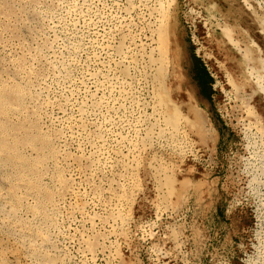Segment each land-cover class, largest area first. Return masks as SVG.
Here are the masks:
<instances>
[{"label": "rangeland", "instance_id": "374dc122", "mask_svg": "<svg viewBox=\"0 0 264 264\" xmlns=\"http://www.w3.org/2000/svg\"><path fill=\"white\" fill-rule=\"evenodd\" d=\"M60 1L61 0H0V165L4 162L14 163L16 165L18 164L16 167L23 170V174L26 175L23 182L25 189L18 188L16 186L11 187V192L16 194V197L14 196L15 198L11 197L13 200V210L10 211L12 215L20 213L22 205L24 204L25 190L35 192L38 194L39 198L44 196L46 201H50L53 198L55 199L60 193H62L61 191L63 190L59 189L57 191V189L55 190V188L52 186L50 187L49 185L48 187L46 185V174L48 172L59 174L61 186L63 184L62 188L67 184L66 178H68V174L70 175V173H73L75 176L77 175L76 181L78 186H81V188L80 186L79 188L83 192V199H88V197L91 196L93 188L97 184L99 186L103 185L104 187H107L109 184V186L112 185V187H116V189L120 192L123 190V179L121 176L119 177L117 173H114L122 171L121 164H117L113 168H110L106 165H101L99 169L100 171L98 170L100 173L97 171L95 172L96 174H90L91 177L88 175L90 180L87 177L83 178V175L85 176L86 171L83 164L81 168L73 169L71 172L70 170L66 169L67 167L64 165L60 164V166H53L48 164L52 163V161L49 159H56V156H58L54 139H56L55 137L58 135V133L61 134V126L59 125L60 123L54 119V116L58 111H60H57L58 108H66L69 110L71 107L64 103L62 99V91L58 88L56 82L53 80L54 77L52 76V73H54V68L48 65L49 63L44 60L41 61L42 65H39L37 60L41 54L39 53L40 49H44L45 46L47 47L49 43L51 44L53 42L49 35L52 33V23L49 20L61 12L62 16L65 17L61 20L62 25L58 27V32L61 36L77 42L79 48L82 49L83 47V49H87L88 57L85 58V62L89 64L90 68L95 70H98L99 68L96 64H94L92 55L94 52H99L100 48L96 45H93L92 41L93 39L105 38L107 41L110 40L109 43L111 45L117 46V48L114 46V49L111 51L112 53H110V55L107 54L104 56V58L106 57L105 60L107 62L116 57L118 50L121 49L122 43L124 42L125 45L130 46L131 53L140 60L138 61L136 67V69L139 70L143 61L148 59V52L150 50V44H148V23L151 20V16H149V8L152 7L155 2L153 0H85L86 2L91 3V11L89 10V15L92 17L91 22L85 23L82 19V16L74 15L75 19L77 20L71 21L68 13H66V11H62L63 9H66L67 6L72 5L74 0ZM245 1L240 0L239 2L244 5L245 9L250 14L248 15L246 11L240 12L239 15L241 17L239 16L238 19L236 16L234 18V15L228 14L226 12L222 13V11H220L221 8L218 7V5L208 1L202 3V0H175L174 8H170L166 12L168 44L174 43L179 47L178 38L176 35L178 21L180 20L184 26L183 28L188 44L186 49L192 55L190 59L185 60V70L187 71L188 82L191 90H194L196 96L201 100L200 102L204 109L203 111L205 114L207 113L206 115H208L211 119V124L215 128V136H218L215 152H203V149L201 150L198 148V151H196L195 149L192 150L187 148V151L185 150L183 153L179 154V156L174 155L173 147L168 146L166 143L158 144L154 141L155 154L153 155H155L156 159L158 158V162L156 161V163L159 164V161L167 162L168 164H166L173 172L171 173L170 171L171 174L169 173L167 175L168 177H166L162 182L168 183L167 185L169 187V193H171L174 198L172 202L175 204L174 207L177 206L176 209L178 211L176 210V212L175 210L171 209L167 211L168 209L160 204L161 202H159V198L155 197V189L157 188L158 184H160L158 183L159 180L153 175L152 169H147V173L141 176V181H137L138 186L142 188H139V190L141 189V192L139 191L138 197H133L127 193L128 198H130V202H133V208L130 211L131 215L133 216L131 217L132 225L130 227V231L128 232L129 236L127 235L128 239L126 241L121 240L114 243L120 258L115 261V259L112 258L113 255L111 253L108 254V250H103V252L100 250L102 254H100L98 250L97 255H99L94 260L91 258L85 259L83 256H81L82 254L79 251V247L82 244L81 241L84 232V237L88 235V240L93 242L92 244H94L93 246L95 248L98 246H96V243L99 241L101 242L103 237L100 234H102V231L105 228L104 221L109 214L105 208V204L108 203L105 201H108L109 199H107V197L106 199L103 197L108 195L106 192L102 193L99 190L102 194L101 196H97V198L94 200L96 204H94L92 201H89L85 205L86 212L89 216L92 215L93 211V214L95 215L100 214L102 219H104L106 215L104 221L102 220L103 226L101 224L99 227L98 231L101 232L99 234L93 233V228L86 218L78 217V219L73 218L72 215H69L71 206L68 204L67 200V203L65 202L61 208V212L57 213L53 218L55 220L53 223L55 224L51 223V227H49L50 230H52V228H54L53 230L58 228V230H61L64 233L62 241L64 246L68 249V251L66 249L67 253L65 255V259H72L74 262H76H73L74 264H264V249L261 247V236L264 233V217L262 214L263 209L259 206V195L258 192H256L258 187L261 188L258 185L257 180L261 179L263 176L264 160L257 161L254 156H250L251 154L243 149L244 140L246 139H244L243 134L229 121V117L226 115V113H224V102L221 101L222 94L216 87L217 83L219 84L220 82V77H218V74H216L213 62L202 56L204 51L211 50V48V51L215 54L218 52V55H216L219 57V60H222L226 53H235V50L231 49L233 47L228 40V37L230 36L229 38L231 40H237L241 45L243 43L244 45L242 46H246V49L250 50L249 52L253 51L249 53V56L251 55L253 58L256 57V49L253 46L251 48V45L256 44L259 47L262 45V48L264 46V8L262 9L264 4L262 0ZM130 2L133 3L134 9L131 12H128L126 7ZM257 2L261 3L259 4ZM66 3L67 5H64ZM248 4L252 6L249 8ZM55 5H58V7L56 8ZM258 5L260 7H258ZM251 13H253V15ZM247 17L252 18L249 19ZM67 22L69 24H67ZM246 22L249 25H247ZM260 22L263 25H261ZM73 23H75V26ZM49 26L51 30L48 29ZM25 29L27 32L29 30V33H32L31 36L28 37L25 34ZM117 30L121 31L117 32ZM243 30L244 33L247 32V34H244ZM121 33H123L124 36ZM34 34L37 35L34 36ZM224 34H227L228 36ZM255 35H259L260 37ZM20 36H23V38ZM39 36L41 38H39ZM202 36L203 38H201ZM253 36L255 39H260L254 40V38H252ZM31 37H33L32 41H30ZM226 37L227 39H225ZM261 37H263V39H261ZM212 38L213 40L211 41ZM1 39H5L4 42L1 41ZM207 40L211 42H207ZM246 41H248V45H245ZM38 42V47H36L35 45H37L36 43ZM16 43L17 46H13ZM219 44H221V46ZM29 45L32 50L31 48L30 50L28 49ZM206 46H208L210 49ZM214 48L217 50V52ZM223 48L227 50H224ZM28 55L30 57L33 56V58H30ZM108 58L110 60H108ZM194 58L196 61H194ZM237 58L238 60L242 61L240 67L243 69V72L241 75L244 76L243 80H245L246 78L244 74V68L249 62L243 61L239 55ZM35 64L40 66L39 73H36L38 76L37 78L40 81L46 79L50 85V96H55L58 99L53 102L55 104L51 103V106L48 107L47 111L50 109L48 113H51V117L46 116L47 113L41 111L42 109L38 113V109L31 106L33 103L32 101L38 97L35 90L36 85L34 84V80L32 82V77L34 76L33 72H35L32 70L35 67L32 66H36ZM136 69H133L135 73L138 71ZM22 73L25 75L22 76L25 78L24 80H21L19 77L22 75ZM41 73L45 78L41 76ZM74 75L77 77L81 75V68L79 66L74 70ZM244 82L246 84L248 83V85L251 83L249 80H245ZM250 85L253 84L251 83ZM83 95L84 94L81 91L80 96L82 98L84 97ZM136 95L140 101L146 97V89L144 86H142V84L136 85ZM258 95L261 100H264L261 91H258ZM32 96L34 98L33 100L31 99ZM127 106L125 108L116 109V112L110 111L112 116L116 114L113 116L116 119L115 123L113 124L110 122L108 123V121L104 120L102 116H95L91 114H88L87 116L88 120H91V123H89V121L88 123L92 128L93 122H100L105 127L110 125L108 128L112 127L116 132L123 133V135H126L128 139L131 140L140 141L143 138L147 140L145 133H142L144 131L139 130L137 121L138 117L143 113V106ZM137 113L139 114L138 116L136 115ZM16 114L19 116V118L16 116ZM127 115L129 116L127 117ZM205 135V138H208L207 140H209L208 142L213 141V139H209L210 133L207 132V130L205 131ZM67 139L69 140L67 141V146H69L67 149L73 158L76 156L78 159V156L81 157V152L78 150V141L76 140L77 138L69 137ZM109 139L111 141V146H109L110 148L116 147L115 149H119L124 152L127 151L126 148H122L120 145L115 143V139H113L112 136H109ZM31 147H34V155L32 153V156L25 151V149ZM244 156L249 158L250 162L246 163L247 159ZM78 161H80V159H78ZM178 162L181 166V169H177ZM251 162L252 164H250ZM65 170H67V173ZM247 174L249 176L245 178ZM106 176L109 179H107ZM87 179L90 183L86 181ZM110 179L112 180L110 181ZM115 179L120 182L119 185L117 183H113V181L116 182ZM83 180H85L88 185ZM101 197L102 200L104 199L103 201L101 200ZM168 201L170 203L169 199ZM62 209L69 212H66ZM23 221L29 224L28 220L25 218H23ZM76 239L78 241L77 243ZM21 258L23 260L20 259L18 264H33L27 255H22ZM81 258L83 260H81ZM57 259V257L52 258V260L55 262H58L59 259ZM3 262H5L4 264H7V261Z\"/></svg>", "mask_w": 264, "mask_h": 264}, {"label": "bare ground", "instance_id": "6f19581e", "mask_svg": "<svg viewBox=\"0 0 264 264\" xmlns=\"http://www.w3.org/2000/svg\"><path fill=\"white\" fill-rule=\"evenodd\" d=\"M61 1H63V0H61ZM153 1L155 2V4L149 8V14H150L149 16H151V20L149 21V23L147 22L149 24V33H148L149 34L148 35L149 42H148V44H150V50L148 52V59L143 61L139 70L136 69V67H137L138 61H140V60L131 53L130 46L125 45L124 42L122 43L121 49L118 50L117 55L115 54L116 57H114L112 60H110L108 58V60H110V61L107 62L105 60L106 57L104 58V56L107 54L110 55V53H112L111 51L114 49V46L116 48H117V46L111 45L109 43L110 40L107 41L105 38L93 39V41H92L93 45L98 46L100 48V51L94 52L92 55V59H93L94 64H96L99 68H98V70L90 68L89 64L85 62L86 61L85 58L88 57L87 49H85V48L83 49V47H82V49L79 48L77 42H74L73 40H69L66 37L61 36L60 33L58 32L59 31L58 27H60L62 25L61 20L65 16L63 17L62 13L59 12L58 14L53 16L51 18V20H49L52 23V26H51L52 33L49 35H50L51 39L53 40V42L51 44L49 43V45L47 47L45 46L44 49H40L39 53H41V54L39 55L40 57H38L37 62L39 65L40 64L42 65L41 61L44 60L47 63H49L48 65H50L54 68V73L51 72L52 76L54 77L53 80L56 82L58 88L62 91L61 93L63 94L62 95L63 98L62 97L61 98L63 99L64 103L66 105H69L71 107V109H69V110L66 108H60L59 109L55 105L58 108L57 111L60 110L56 113V115L54 116V119L58 123H60L59 125L61 126V134L60 133H58V135L56 134L57 135L55 137L56 139H54L55 147H57L56 150L58 151V156H56V159H49L50 161H52V163H48V164H51L53 166H56V165L60 166V164L64 165L67 167L66 169L70 170V172L73 169L81 168L82 164H83L84 168L86 169L85 176L83 175V178L84 177L88 178V175L90 176V174L97 172L100 169L101 165H106L110 168H113L115 165L121 164L122 171L114 172V173L115 174L117 173L118 176L119 177L121 176V178L123 179L122 180L123 181V184H122L123 190L120 192L119 190L116 189V187H112V185L109 186V184L107 187H104L103 185L99 186L97 184L98 186L95 185V187L93 188V192L91 193V196L88 197V199H83L84 196L82 197L83 192L80 189L81 186L79 185L80 186V188H79L78 183L76 181L77 175L75 176V174H73V173H70V175L68 174V178H66L67 184L64 185V187L62 188L63 184L61 186L59 174L46 172L47 173L46 174V177H47L46 178V180H47L46 185L48 187H49V185H50V187L52 186L53 188H55V190L57 189V191L59 189H61V190H63V191H61L62 193L59 192L60 194L59 195L57 194L58 195L57 198H55V199L53 198L50 201H46V198L44 196L39 198L38 194H36L35 192L25 190V192H24V194H25L24 204L22 205L21 211L19 210L20 208L18 209L20 211V213L12 215L10 212L11 210H13V203H12L13 200L11 199V197L15 198L16 194L11 192L12 191L11 187L16 186L18 188L25 189V185L23 182L25 180L24 177L26 175L23 174V170L18 169V167H16L18 164L16 165L14 163L4 162L3 164L0 165V264H4L5 262H3V261H7L6 262L7 264H18L20 259H22L21 258L22 255H27L33 264H74V263H76L70 258L65 259V255H66L68 249L64 246L63 241H62L63 240L62 237H64L63 236L64 233L61 230H58V228L55 230H53L54 228H52V230H50L49 227H51L50 225H51V223H53V221L55 222V220L53 218L55 217V215L57 213L61 212V208L63 207L65 202L68 200V204L71 206L70 212L66 211L64 209H62V210L69 212V215H72L73 218H78V217L79 218H86L93 228V233H95V234L101 233L98 230H99V227L101 224L103 226V221L106 218V215H105V218L102 219L100 214L98 215L96 213L97 215H95V214H93V212H94L93 211L92 215H94V216H92V215L89 216L88 213L86 212V208H85L86 206L85 205L89 201L94 202V200L97 198V196H101V194L104 192H106L108 196H105L103 198L106 199V197H107V199H109L108 201H105V202H108L107 204H105V208L109 214L107 215V218L104 221V226H105V228L103 230L104 232L102 231V234H100L103 238L101 239V242L99 241L100 243L99 242L96 243V246L98 245L99 247L97 246V248H95L93 246L94 244H92L93 242L88 240V237H87L88 235L86 237H84V235H85V232H84V235H83L82 241H81L82 244L79 247V249H80L79 251L82 254L81 256H83L85 259L91 258V259L95 260L96 257H98V255H99V254L97 255L98 250H99L100 254H102L100 250H102V252H103V250H108V254L111 253L113 255L112 258L115 259V261H116L117 259L120 258V256L117 253L118 251L116 250L114 243L116 241H121V240L126 241L128 239L127 238L128 232L130 231V227L132 225L131 217L133 215H131L130 211L133 208V202H130V198H128L127 193H129L133 197H138L139 191L142 188L138 186L137 181H139V182L141 181L140 178L142 175L147 173L146 172L147 169H152L153 175L156 177V179L159 180L158 183H160V184H158L157 188L155 189L156 190L155 197L159 198V200H160L159 202H161L160 204H162L165 208H167L168 209L167 211H169V209L175 210V211L177 210L176 209L177 206L174 207L175 204L172 202V200L174 198H173V195L171 193H169L170 191H169V187L167 185L168 183L162 182L166 177H168L167 175L170 173L171 168L167 165L168 164L167 162L159 161V164L156 163V161L158 162V160H157L158 158L156 159L155 155H153V154H155L154 153L155 142L158 144L166 143L168 146L173 147V149H174L173 152H174V155H176V156H179V154L183 153L187 148L192 149V150L195 149L196 151H198V148H199L201 150L203 149V152H207V151L215 152V148L217 146L216 141H218L217 140L218 136H215L214 126L211 124L207 115L205 114L203 109L199 106L198 102L195 100L194 93L190 90L188 80H187L186 76L184 75L185 70H183V69H185L186 58H185L184 54L180 51V47H178L174 43H172V44L169 43L170 44L169 45L167 42V33H168L167 28L168 27H167V22H166V12L170 8H174L175 0H153ZM243 1H245V0H243ZM67 3L64 5H67ZM246 3H248V2H246ZM257 3H259V2H257ZM90 4L91 3L86 2L85 0H82V1H79V0L75 1L74 0L72 5L67 6L66 9H63L62 11H66V13H68L71 21L77 20V19H75L74 15H77V16L80 15V16H82V19L84 20L85 23H89L92 21V17L89 15V10L91 7ZM263 4H264V2H263ZM23 5H25V4H23ZM55 6H56V8L58 7V5H55ZM248 6L250 8L252 5L248 4ZM258 7H260V6L258 5ZM94 8H96V7H94ZM254 8H255V6H254ZM263 8L264 7H262V9ZM41 9H42V7H41ZM133 9H134V5H133V3L130 2L128 4V6L126 7V10L128 12H131ZM251 14L253 15V13H251ZM255 14H256V12H255ZM260 15H261V12H260ZM27 16H29V15H27ZM246 16H247V14H246ZM246 16H245V18H246ZM242 18H244V17H242ZM247 18H249V17H247ZM251 18H249V19H251ZM2 20H4V19H2ZM263 20H264V18H263ZM75 21H73V22H75ZM128 23L130 24L129 21H128ZM262 23H263V21H262ZM262 23H261V25H263ZM67 24H69V23L67 22ZM73 24L75 26V23H73ZM246 24H247V22H246ZM217 25H220V24H217ZM247 25H249V24H247ZM247 25H245V26H247ZM86 26H88V25H86ZM126 26H127V23H126ZM226 26H227V24H226ZM20 28H22V27H20ZM94 28H95V25H94ZM225 28H227V27H225ZM48 29L51 30L50 26L48 27ZM205 29H207V28H205ZM37 30H39V29H37ZM118 31H121V30H117V32ZM224 32H225V30H224ZM36 33H37V31H36ZM243 33H244V30H243ZM25 34L29 37V36H31L32 33H29V30H28V32L26 30ZM121 34L123 35V33H121ZM201 34H203V33H201ZM244 34H247V32H245ZM35 35H37V34H34V36ZM224 35H227V34H224ZM253 35H254V33H253ZM255 36H257V35H255ZM20 37L23 38V36H20ZM229 37H228V40L230 41V43L233 47L231 49H234L235 53L233 51H232L233 53H231V54H228V53L225 54L224 53L225 54V56L223 55L224 58L222 60H219L218 59L219 57L217 56L218 52L215 49L216 48L215 47L214 49L216 50L217 55L211 51L212 50V48H211V50H207V51L203 50L204 52H203L202 56L204 58L208 59L209 61L213 62L216 74H218V77H220V82H219V84L217 83L216 87L218 88L219 92H221V94H222L221 101L224 102L223 103L224 108L223 107L222 108L225 111L224 113H226V115L229 117V121L235 127L238 128V130L243 134L244 139H246V140H244V148L243 149L248 151L251 154L250 156H254L257 159V161L258 160L261 161V160H264V100L260 99V97H259L260 94L258 95V91L262 92V96L264 98V46L262 48V45H261V47H259L256 44L251 45V48L253 46L257 52L256 57L253 58V56H251V55L249 56V53H251L253 51L249 52L250 50L246 49V46H242V45H244L243 43L241 45L237 40H231ZM25 38H27V37H25ZM32 38L33 37H31L30 41H32ZM39 38H41V37L39 36ZM201 38H203V36ZM252 38H254V36ZM129 39H131V38H129ZM225 39H227V37ZM244 39H242V40H244ZM256 39H260V38H256ZM256 39L254 38V40H256ZM261 39H263V37H261ZM4 40L5 39H1V41H3V42H4ZM212 40H213V38L211 39V41ZM208 41L209 40H207V42ZM211 41H209V42H211ZM40 42H42V41H40ZM247 42L248 41H246L245 45H248ZM256 42H258V41H256ZM224 43H226V42H224ZM227 43H228V41H227ZM11 44H9V45L12 46ZM34 44H35V42H34ZM36 44L37 45H35V46L38 47L39 42ZM221 44H219V45L221 46ZM257 44H260V43H257ZM13 46H17V43ZM202 46H203V43H202ZM213 46H215V45H213ZM216 46H218V45H216ZM223 46H224V44H223ZM225 46H227V45H225ZM32 47H34V46H32ZM206 47H208V46H206ZM6 48H8V47H6ZM30 48L31 47L29 45L28 49L30 50ZM203 48H205V47H203ZM247 48H250V47H247ZM31 50H32V48H31ZM224 50H227V49H224ZM33 51H34V49H33ZM13 52H14V50H13ZM21 54H22V52H21ZM36 54H37V52H36ZM254 54H255V52H254ZM23 55H25V54H23ZM144 55H146V54H144ZM238 55L241 56L243 61L249 62L247 65H245V68H244V74H245V78H246V79L245 78L244 79L246 81L247 80L251 81V83L253 85H250L251 84L250 83L249 84L250 86H249L248 83L246 84L244 82L245 81V80H243L244 76L241 75L243 72V69L240 67V65L242 64V61L238 60V58H237ZM30 58H33V56H31ZM27 63H28V61H27ZM31 63H32V60H31ZM30 66H32V65H30ZM78 66L81 68V75L79 77L74 75V70ZM32 67H35L33 69L31 68L33 71H35V72H33L34 76L32 77V82L34 80V84L36 85L35 90L37 92L38 97H37V99L32 101L33 103L31 106L37 108L38 113L42 109L41 111H44L47 113L46 116H50L51 113H48L50 111V109H49V111H47L48 107L51 106L50 105L51 103L55 104L53 102L57 98L55 96L54 97L50 96V85L48 84L46 79L43 81H40L37 78L38 76L36 73H39L40 66L36 65V66H32ZM134 68L136 70H138L137 73H135L133 71ZM131 69H132V71H131ZM43 72H45V71H43ZM213 75H215V74H213ZM22 76H25L23 73L19 77L21 80H24L25 78ZM29 76H30V74H29ZM41 76H43V74ZM7 80H9V79H7ZM137 84H142V86L145 87L146 93H147L146 97L143 98L141 101L139 100V98L136 95V85ZM81 91L84 94L83 98L80 96ZM31 99L32 100L34 99L33 96ZM59 101H60V99H59ZM30 102H31V100H30ZM58 105H60V104H58ZM127 105H129L130 107H132V106L137 107L140 105L143 106V111H142L143 113L138 117L137 121H138L139 130L144 131L142 133H145L147 140H145V138L141 139L140 141L128 139V137L126 135H123V133L116 132L112 127L108 128L110 125L108 127H105L100 122H98V123L93 122V128L90 126L89 123H91L90 122L91 120H88V117H87L88 114L95 115V116H102L104 120L108 121V123L110 122L113 124L116 121V119L113 116H115L116 114L112 116L110 114V111L116 112V109L125 108ZM11 107H12V104H11ZM17 109H18V107H17ZM138 109H140V108H138ZM54 111H53V113H54ZM136 115L138 116L139 114L137 113ZM16 116L19 118V116L17 114H16ZM128 116L129 115H127V117ZM88 121H89V123H88ZM137 121H135V122H137ZM136 130H137V127H136ZM206 130H207V132L210 133L209 139H213V141L208 142L209 141V140H207L208 138H205V136H206L205 131ZM132 132H133V130H132ZM109 136H112V138L115 139V143L120 145L122 148H126L127 151L124 152L122 150L115 149L116 147L110 148L109 146H111L110 145L111 141L109 139ZM132 136H133V134H132ZM69 137L70 138H72V137L77 138L76 140L78 141V150H80V152H81V157L78 156V159H80V161H78V159L76 158V156L74 154L73 155L75 157L73 158V156L70 154L69 150L67 149V147H69V146H67V144H68L67 141H69L67 138H69ZM74 144H76V143H74ZM34 147L25 149V151L28 152L29 155L32 156V153L34 152L33 151ZM71 153H73V152H71ZM33 155H34V153H33ZM75 158L77 159V161ZM7 159H8V157H7ZM246 159H247L246 163L250 162L249 158H246ZM12 162H13V160H12ZM35 162H36V160H35ZM250 164H252V162ZM177 169H181L179 162L177 163ZM56 170H58V169H56ZM65 171L67 173V170H65ZM102 171H104V170H102ZM111 171H113V170H111ZM111 171H110V173H111ZM75 173H77V172H75ZM148 173H149V171H148ZM171 173H173V172L171 171ZM247 176H249V175L247 174L245 176V178ZM88 179L86 181L89 182L90 179L89 180ZM107 179H109V178L107 177ZM105 180H106V178H105ZM111 180L112 179H110V181ZM115 180H116V182L113 181V183H115V184L117 183L119 185L120 182L117 179H115ZM250 180H253V179H250ZM83 181L85 182V180H83ZM255 181H256V179H255ZM91 182H92V180H91ZM85 183H87V182H85ZM251 183H252V181H251ZM257 183L262 188L261 189L258 187L256 192H258V195H259V199H260L259 206L263 209L262 214L264 217V173H263L262 178L257 180ZM87 185H88V183H87ZM93 185H94V183H93ZM145 185H146V183H145ZM118 187H120V186H118ZM139 188H141V189L139 190ZM33 191H35V190H33ZM168 199L170 200V203H169ZM101 200H102V197H101ZM97 201H99V200H97ZM94 204H96V203L94 202ZM101 205H103V204H101ZM162 208H160V209H162ZM102 216H104V215H102ZM23 218L28 220L29 224L24 222ZM56 218H57V216H56ZM58 218H59V215H58ZM71 219H72V217H71ZM60 220H61V218H60ZM64 220H66V219H64ZM80 222H81V220H80ZM53 224H55V223H53ZM66 229H67V226H66ZM65 232H67V231H65ZM82 234H83V232H82ZM97 239H98V236H97ZM97 239H96V241H97ZM66 241H67V239H66ZM77 242L78 241L76 239V243ZM65 245H66V243H65ZM261 247L264 249V233L261 236ZM66 249H67V251H66ZM54 257H57L59 259V260L57 259L58 262L53 261L54 259L52 260V258H54ZM72 257H74V256H72ZM263 257H264V251H263ZM81 260H83V259L81 258ZM263 260H264V258H263Z\"/></svg>", "mask_w": 264, "mask_h": 264}, {"label": "water", "instance_id": "95a60500", "mask_svg": "<svg viewBox=\"0 0 264 264\" xmlns=\"http://www.w3.org/2000/svg\"><path fill=\"white\" fill-rule=\"evenodd\" d=\"M183 1V0H182ZM212 2L213 4H216L218 5V7L221 8V11L223 13H228V14H231V15H234V18L235 16L238 17L240 16L239 13L240 12H247L249 13L244 5L242 3H240L239 1L240 0H202V3H205V2ZM264 2V0H262ZM238 14V15H236ZM250 14V13H249ZM248 14V15H249ZM183 24L180 22V20L178 21V28L176 29V35H177V38H178V44H179V47H180V51L184 54L186 60L187 59H190L192 57V55L188 52V50L186 49L187 47V39L185 37V31H184V28H183ZM195 59V58H194ZM196 61V59L194 60ZM185 70V69H183ZM184 75L186 76L187 80H188V76H187V71L185 70L184 71ZM189 83V82H188ZM190 86V85H189ZM190 90H191V87H190ZM193 93H194V97H195V100L198 102V104L201 106V100L196 96L194 90H191ZM202 107V106H201ZM203 109V107H202ZM204 110V109H203ZM207 114V113H206ZM208 119L210 120L211 122V119L210 117L207 115Z\"/></svg>", "mask_w": 264, "mask_h": 264}]
</instances>
